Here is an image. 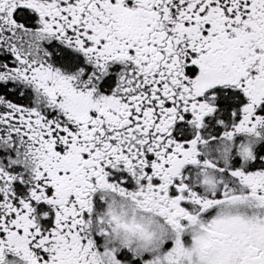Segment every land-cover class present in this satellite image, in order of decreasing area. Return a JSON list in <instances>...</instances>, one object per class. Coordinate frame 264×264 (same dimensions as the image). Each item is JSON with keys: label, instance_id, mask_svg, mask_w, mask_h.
Returning <instances> with one entry per match:
<instances>
[{"label": "snow or ice", "instance_id": "6c2138e0", "mask_svg": "<svg viewBox=\"0 0 264 264\" xmlns=\"http://www.w3.org/2000/svg\"><path fill=\"white\" fill-rule=\"evenodd\" d=\"M0 264H264V0H0Z\"/></svg>", "mask_w": 264, "mask_h": 264}]
</instances>
